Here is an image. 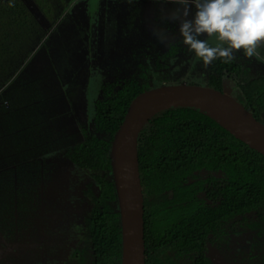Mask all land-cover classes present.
I'll use <instances>...</instances> for the list:
<instances>
[{"label":"trees","instance_id":"trees-1","mask_svg":"<svg viewBox=\"0 0 264 264\" xmlns=\"http://www.w3.org/2000/svg\"><path fill=\"white\" fill-rule=\"evenodd\" d=\"M66 6L62 0H0V60L31 49ZM166 57L156 59L147 72L163 74L170 67ZM210 65L208 86L230 93L264 122V80L256 86L249 78H239L235 60L216 59ZM148 76L103 85L90 127L73 130L75 136L67 135L71 141L58 149L69 162L65 178L49 183L45 159L33 151H23L21 162L0 166V229L8 241L24 245L32 234L36 240L42 236L43 223L35 218L42 217L44 198L53 195L57 228L80 233L88 247L76 248L72 264H121V213L111 146L132 100L154 88ZM16 112L8 117L11 138H30L25 130L30 124V135L37 139L46 126L35 117L21 123ZM138 148L146 264H216L214 257L222 253H231L232 264H264V155L189 105L172 106L150 118L139 134ZM74 170H84L87 178L79 184ZM32 255H24L26 264H32Z\"/></svg>","mask_w":264,"mask_h":264},{"label":"rangeland","instance_id":"rangeland-1","mask_svg":"<svg viewBox=\"0 0 264 264\" xmlns=\"http://www.w3.org/2000/svg\"><path fill=\"white\" fill-rule=\"evenodd\" d=\"M181 7L173 0H77L60 12L56 22L31 49L2 58L0 132L5 138L0 142V166L14 160L21 162L18 158L21 155L23 158V151L28 154L33 151L36 158L45 159L49 183L65 178L69 162L58 149L71 141L67 135L75 136L81 128L90 127L95 103L106 83L149 75L151 87L176 83L208 86L211 65L205 66L195 52L186 49L180 33L181 20L173 19V13ZM195 11L192 5V15ZM200 39L209 40L213 46L218 43L215 35L211 38L203 35ZM258 51L264 57V47ZM234 55L240 67L238 77L249 78L258 86L264 80V59L248 58L243 50ZM166 56L170 57V67L163 74L147 72L156 59L166 60ZM13 112L19 113L21 123L28 119L35 121V117L52 130L43 129L36 139L30 135L33 127L27 124L25 130L30 138H11ZM261 116L264 120V113ZM74 171L78 183L87 178L84 170ZM52 196L44 198L42 217L35 218L36 223H43L41 238L37 235L36 240L30 233L32 241L17 246L11 243L12 250L0 244L4 254L8 251L3 257L0 247V264H19V256L24 261L26 253L28 258L33 254L32 264H72L76 248L85 245L88 249L80 233L57 228L59 221L52 210ZM49 220L53 225H48ZM89 252L85 256L91 259ZM212 252H216L215 247ZM231 260V253L214 257L216 264H232Z\"/></svg>","mask_w":264,"mask_h":264},{"label":"water","instance_id":"water-1","mask_svg":"<svg viewBox=\"0 0 264 264\" xmlns=\"http://www.w3.org/2000/svg\"><path fill=\"white\" fill-rule=\"evenodd\" d=\"M182 105L194 106L207 112L236 138L264 155V122L228 92L211 86L176 83L139 93L130 103L111 146L112 175L121 213V264H146L139 134L156 113Z\"/></svg>","mask_w":264,"mask_h":264},{"label":"clouds","instance_id":"clouds-1","mask_svg":"<svg viewBox=\"0 0 264 264\" xmlns=\"http://www.w3.org/2000/svg\"><path fill=\"white\" fill-rule=\"evenodd\" d=\"M182 7L173 13L180 19V33L184 44L195 52L196 57L210 65L216 59L231 62L234 52L243 50L248 58L261 57L259 48L264 47V0H173ZM195 6V14L191 8ZM10 6H12L10 4ZM192 15L191 19L188 17ZM206 35L216 36L213 46Z\"/></svg>","mask_w":264,"mask_h":264},{"label":"crops","instance_id":"crops-1","mask_svg":"<svg viewBox=\"0 0 264 264\" xmlns=\"http://www.w3.org/2000/svg\"><path fill=\"white\" fill-rule=\"evenodd\" d=\"M62 1H63L64 3H66L67 6H68V4H69L70 2H74V1H77V0H62ZM68 2H69V3H68ZM67 6H66L65 8H67ZM2 243H4V248H7V245H8V246L11 245L12 242L8 241V239L5 238L3 232H2L1 229H0V244H2ZM5 245H6V247H5ZM0 247H2V246L0 245ZM8 248H10V246H9ZM8 250H9V249H8ZM10 250H12V248H10ZM0 252H1V248H0ZM9 252H10V251H9ZM7 253H8V251L5 252V254H7ZM5 254L3 253V247H2V255H3V257H4ZM19 261H20V262H19ZM18 263H19V264H23L22 259H21V256H19ZM3 264H5V263H3Z\"/></svg>","mask_w":264,"mask_h":264}]
</instances>
